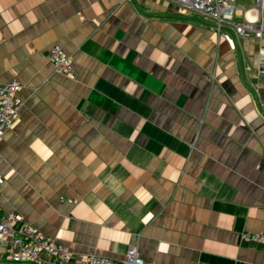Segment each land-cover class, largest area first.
<instances>
[{"label":"crops","instance_id":"1","mask_svg":"<svg viewBox=\"0 0 264 264\" xmlns=\"http://www.w3.org/2000/svg\"><path fill=\"white\" fill-rule=\"evenodd\" d=\"M263 52L165 0H0V83L23 101L0 208L76 256L264 264L244 239L264 235V82L245 69Z\"/></svg>","mask_w":264,"mask_h":264},{"label":"built area","instance_id":"2","mask_svg":"<svg viewBox=\"0 0 264 264\" xmlns=\"http://www.w3.org/2000/svg\"><path fill=\"white\" fill-rule=\"evenodd\" d=\"M209 18L221 31L232 28L242 38H264V0L257 6L243 9L248 19L238 23L235 20L238 8L236 0H165ZM254 15L260 22L252 21ZM55 70L62 74L74 73V61L60 45H54L49 53ZM246 71L255 73L264 82V52L256 55ZM19 81L0 83V140L13 129L18 120L23 101L18 96ZM4 180L0 177V186ZM244 239H254L264 243V235H244ZM0 262L8 264H151L141 257L138 247H131L125 258L117 261L101 255L76 256L57 238L47 237L38 228L27 223L18 213H4L0 208Z\"/></svg>","mask_w":264,"mask_h":264},{"label":"rangeland","instance_id":"3","mask_svg":"<svg viewBox=\"0 0 264 264\" xmlns=\"http://www.w3.org/2000/svg\"><path fill=\"white\" fill-rule=\"evenodd\" d=\"M239 2H240V0H239Z\"/></svg>","mask_w":264,"mask_h":264}]
</instances>
